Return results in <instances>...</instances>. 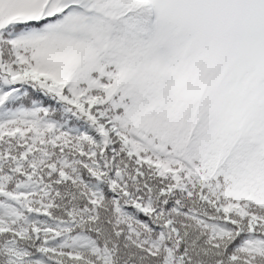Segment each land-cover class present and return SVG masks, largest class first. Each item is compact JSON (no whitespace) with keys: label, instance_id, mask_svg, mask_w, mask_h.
Here are the masks:
<instances>
[{"label":"snow or ice","instance_id":"snow-or-ice-1","mask_svg":"<svg viewBox=\"0 0 264 264\" xmlns=\"http://www.w3.org/2000/svg\"><path fill=\"white\" fill-rule=\"evenodd\" d=\"M0 264H264V0H0Z\"/></svg>","mask_w":264,"mask_h":264}]
</instances>
